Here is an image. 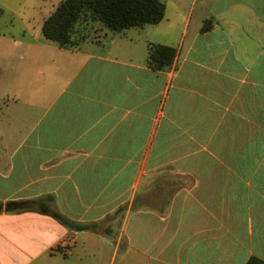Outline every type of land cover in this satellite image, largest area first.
Masks as SVG:
<instances>
[{"label": "crops", "instance_id": "crops-1", "mask_svg": "<svg viewBox=\"0 0 264 264\" xmlns=\"http://www.w3.org/2000/svg\"><path fill=\"white\" fill-rule=\"evenodd\" d=\"M177 18L142 40L175 48L164 69L124 30L67 47L9 39L23 51L6 56L17 107L0 136V200L50 196L111 231L0 211V264L264 260V0H209L207 29L185 19L167 39Z\"/></svg>", "mask_w": 264, "mask_h": 264}, {"label": "trees", "instance_id": "trees-1", "mask_svg": "<svg viewBox=\"0 0 264 264\" xmlns=\"http://www.w3.org/2000/svg\"><path fill=\"white\" fill-rule=\"evenodd\" d=\"M163 16V0H59L54 8L42 17L40 32L44 38L60 47L76 46L87 38L95 36L105 38L107 35L120 33L127 27L156 23ZM211 21V18H204L200 29H207ZM174 55L175 48L171 45L154 41L146 43L145 59L152 69L168 67ZM48 199L51 197L6 202L0 200V211L34 210L52 216L69 230L88 229L104 234H109L111 231L109 223L100 226L97 221L79 222L68 218L50 206L46 201ZM64 247L68 246L64 245ZM56 248L65 254L62 246L57 245ZM244 264H264V260L250 255Z\"/></svg>", "mask_w": 264, "mask_h": 264}, {"label": "rangeland", "instance_id": "rangeland-1", "mask_svg": "<svg viewBox=\"0 0 264 264\" xmlns=\"http://www.w3.org/2000/svg\"><path fill=\"white\" fill-rule=\"evenodd\" d=\"M58 1L0 0V136H6L8 122L13 124L16 121L14 119L16 113L14 112H16L17 103L12 99L15 87L13 78L15 71L8 68L7 50L9 53L11 51L16 54L23 51L19 44H15L14 48L11 47L9 39L11 37L15 38V40L31 39V37L42 38L43 36L40 32L41 19L54 8ZM163 3L165 14L172 13L174 9H177L178 13V18L172 26V30L167 33V39L171 40L177 38L182 22L185 19L188 20L187 32H189L193 25L201 22L200 18L207 17L209 11V0H205V4H202V0H163ZM158 26L148 23L144 24L143 27L141 26L142 28L131 26L124 29L126 34H134L136 36L135 46L137 48L134 51L136 56L140 53L139 48L141 47L142 49V47L146 46V42L142 41L146 33L160 39L164 37L158 32L154 34L156 31L151 34L152 30H155ZM137 37L141 38V40H137ZM4 164L6 166L5 162Z\"/></svg>", "mask_w": 264, "mask_h": 264}]
</instances>
